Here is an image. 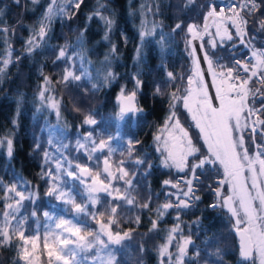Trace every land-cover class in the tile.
I'll use <instances>...</instances> for the list:
<instances>
[{"label": "snow or ice", "instance_id": "snow-or-ice-1", "mask_svg": "<svg viewBox=\"0 0 264 264\" xmlns=\"http://www.w3.org/2000/svg\"><path fill=\"white\" fill-rule=\"evenodd\" d=\"M33 4L39 0H31ZM19 5L21 0H14ZM84 0H49L46 10L37 25L30 30V36L25 41L23 49L26 55L33 54L36 50L47 44L51 24L57 18L72 19L76 16ZM196 0H183L181 10L190 9ZM264 5V0H229L228 3L217 4L216 0H205L199 5L201 9L200 20L185 22L179 20L171 29L169 37L182 33L184 37L185 50L192 57V67L187 77H178L171 71H167L168 81L175 83L186 79V86L176 88L169 93V114L165 123L160 129V134L154 137L156 150L162 157L161 166L170 172L176 173V179L162 181V187L170 189L165 192V202L152 206L154 195L147 188L148 197L142 203L137 200L134 193L137 192L139 182L135 180L137 175L145 179L150 175L153 167L146 158L135 156L136 145L139 141L127 139V160L116 162V172L110 169V157L117 151L112 146L113 139H99L92 131L84 137L86 143L77 140L79 149L87 152L88 160H100V153L103 159L102 171H95L93 174L87 165L75 164L74 168L69 161L67 176L85 183L83 176L87 175L92 181L91 192H103L110 200L101 201L98 197L90 196V204H75V201L65 200L66 193L58 187V177L53 170H48L46 175L51 183L46 195L54 196L56 200L75 204L77 213H84L99 224V228L90 231L85 224L83 229L77 226L72 218L57 219L49 211H43L46 220H55V227L50 228L44 225L45 232L40 234L37 209H33L31 217L37 219L36 229L31 235H26L25 222L27 216L20 215L19 207L24 200L32 201V194L25 196L19 191L16 185H10L6 189L0 187V203L12 200L13 203H4V209L0 211V248H16L17 255L12 264H35L34 256L40 246L41 255L47 256V264H81L88 261L89 264H113L115 260L114 249L111 245H121L122 241L131 239L129 232L113 231V226L119 227L121 210L135 208L139 213L145 210L152 213L155 219L150 217V232L159 230V223L169 214L176 212L175 224L167 231L164 242L158 247L159 264H185V257L195 264H199L200 249H194V255H188L189 246L194 244L191 239V230L188 237L183 236V228L180 227L181 213L197 206L201 196L197 193L203 183L201 176L208 172H215L218 176L215 187L208 185L213 192L214 200L207 205L209 209H221L226 212L229 220L234 225V231L238 235V248L241 264H264V48L256 49L248 37V26L250 18L259 31H264V15L257 16V12ZM143 7V6H142ZM107 6L97 0L91 14L86 17V24L77 43L71 44L67 40L59 45L56 50L55 59L64 63V73L58 83L67 85L72 81H81L82 77L91 81V74L88 68L84 67L86 57L83 54L85 48L84 34L88 24L98 20L104 28L102 40L110 43V50L104 56L102 63L109 64L110 56L117 53V46L111 43L110 33L115 26V19L112 15H105ZM155 11L159 12V5ZM148 12H152L149 8ZM3 13L0 12V16ZM139 30V44L136 48V61L140 62L143 56V47L148 42H155L164 50L166 34L157 32L160 27L154 20L148 22L147 13H144ZM12 30L0 22V36H6ZM124 42H128L125 34L121 33ZM251 48V58L241 62L235 59L231 64L223 63L222 57L216 56V51L223 48L227 42L230 47L236 46V41ZM198 41V45L194 44ZM7 43V41H5ZM71 49V52H70ZM190 49V51H189ZM11 49L7 53H0V78L7 76V68L10 64H18L22 59L17 56L11 57ZM199 51L200 55H197ZM77 61L79 62L80 74H76ZM201 62L206 68H201ZM89 63H91L89 61ZM211 76V84L205 81V74ZM100 75L99 73L97 74ZM43 76L44 87L37 93L36 112L40 113L48 109L54 110L56 116L60 117L62 99L50 94L52 89L48 87L52 83L49 77ZM115 79L114 74L106 71L102 79L92 83V89L99 90L105 84ZM134 85L132 90L126 86L121 88L117 96V118L123 122L128 117H134L143 111L138 106L137 97L142 89L143 81L139 74L133 76ZM209 87L215 89L210 94ZM153 95H163L161 88L157 85ZM21 97L17 104L22 103ZM182 107L190 116L192 124L199 131V136L193 138L189 130L181 124L177 115L178 108ZM19 107L17 108V115ZM14 128L17 125L12 121ZM85 125H96L98 121L86 116ZM119 127V125H117ZM43 131V129H41ZM51 139L48 141L51 144ZM6 147V155L9 159L14 154V140L12 138L0 139V148ZM41 143L37 140L34 143L33 151H40ZM123 154V152H121ZM45 163L50 159L49 152H43ZM129 166H132L131 178ZM62 164L57 161L56 170L62 169ZM79 170V174L77 171ZM104 179H101V175ZM43 178V175H42ZM48 182V181H46ZM98 185L99 187H95ZM34 202V201H33ZM92 205H100L95 212L90 210ZM52 205V208H55ZM107 216V219H102ZM100 217L101 219H98ZM141 216L135 217V222L140 223ZM197 228L201 227V219L192 221ZM82 231L84 234H82ZM182 238V243L177 237ZM13 238L17 242L13 243ZM176 241L174 244L173 242ZM208 243V240L205 241ZM175 251H172V249ZM107 253V262L99 259V252ZM143 251V248H141ZM81 254H83L81 256ZM209 255H212L211 253ZM80 256L81 259L77 260ZM215 256L220 262L221 253L216 251Z\"/></svg>", "mask_w": 264, "mask_h": 264}, {"label": "trees", "instance_id": "trees-1", "mask_svg": "<svg viewBox=\"0 0 264 264\" xmlns=\"http://www.w3.org/2000/svg\"><path fill=\"white\" fill-rule=\"evenodd\" d=\"M49 0H39L33 4L31 0H21L17 5L14 0H0V22L12 31L6 36H0V53H7L10 47L11 57L15 59L21 56L18 64H10L7 68V76L0 78V139L12 138L14 140V154L11 159L6 155V147L0 148V187L6 189L10 185H16L19 191H23L25 196L32 194V201H22L19 212L22 216H27L25 222L26 235H31L37 226V219L31 217L33 209H37L40 234L43 235L46 218L43 211L67 218H72L77 226L83 229L86 224L90 231L99 228V224L84 213L75 211V204H90V196L98 197L102 202L110 200L103 192H91L89 182L81 184L79 180L67 176L69 161L74 168L75 164L88 165L93 172L102 171L101 154L100 160H88L87 152L79 149L77 140L86 143L84 137L89 131L97 140L119 136L113 139L112 146L117 151L110 157V167L113 173L116 172V162L128 159L127 139L131 138L140 143L136 145L135 156L146 158L153 167L150 175L145 179L137 175L135 178L139 182L137 192L134 193L141 203L148 197L147 188L153 194L152 206L165 202V190L162 181L166 179H176V173L161 166L162 157L156 150L154 137L160 134V129L165 123V118L169 114V93L176 88L186 86V79L178 80L175 83L168 81L167 71L173 72L178 77H187L190 72L191 56L185 50L184 37L182 33L168 36L175 23L179 20L191 22L200 20L201 9L199 5L205 0H196L190 9L181 10L183 0H101L107 6L105 15H112L116 21L113 31L110 33L111 43L117 46V53L110 56L109 64L102 63L104 56L110 50V43L103 41L104 28L101 23L93 19L84 34L85 48L83 54L86 57L84 67L88 68L91 74V81L82 77L81 81H72L67 85L58 83L64 73L65 65L62 62L53 64L56 50L59 45H63L65 40L71 44L77 43L80 31L84 29L86 17L91 14L97 6V0H84L76 16L72 19H55L51 24V31L47 44L36 50L31 55H26L23 51L25 41L30 36V30L37 25L44 14ZM159 5V12L155 11ZM143 6V7H142ZM151 8L152 12H148ZM144 13H147L148 22L155 21L160 27L157 32L166 34L164 50L160 51V46L155 42H148L143 47V56L137 62L136 48L139 44V30ZM264 15V5L257 12V16ZM250 18L248 26V37L251 44L256 47H264V31H259L257 25ZM121 33L125 34L128 42L125 43ZM7 41V43H5ZM231 42H227L223 48L216 51V56L222 57L223 63L231 64L233 60H246L247 51L243 50L236 41L234 48L230 47ZM190 51V49H189ZM71 52V49H70ZM89 61L91 63H89ZM111 71L115 79L103 85L99 90L92 89L91 84L102 79L106 71ZM50 78L52 83L48 85L52 92L50 94L62 99L60 117L58 118L54 110L37 113L36 100L37 93L44 87L43 76ZM100 74L99 76L97 74ZM76 74H80L79 62L77 61ZM139 74L143 81V86L138 94V106L143 111L134 117H128L123 122L117 118V96L121 88L126 86L127 90H132L134 85L133 76ZM159 85L163 95H153L154 88ZM23 98L19 105L17 101ZM19 114L17 115V108ZM91 115L98 123L96 125H85L83 123L86 116ZM177 115L190 133L196 138L199 131L192 124L190 116L182 107L178 108ZM15 120V128L12 121ZM119 125V127H117ZM43 129V131H41ZM51 139V144L48 141ZM39 140L40 151H33L34 143ZM48 151L50 159L45 163L43 152ZM123 152V154H121ZM62 164V169L56 170V163ZM48 170H53L58 177L57 184L60 190L66 193L65 200L75 201V204L61 202L54 196L46 195L51 180L46 175ZM77 174H79V171ZM132 166H129L131 178ZM43 175V178H42ZM101 179H104L102 174ZM88 181L89 178H84ZM218 176L215 172H208L201 176L203 183L200 191L201 201L196 207L181 213L180 227L183 228V236L188 237L191 230V239L194 244L189 246L188 255H194V249H200L199 264H241L238 248V241L233 232L234 225L229 220L228 215L221 209L212 210L207 207L213 202V192L208 185L215 187ZM48 181V182H46ZM3 193H0L2 196ZM34 201V202H33ZM4 203H14L6 200ZM4 203H0V211L4 209ZM55 205V208H52ZM100 205H92L90 210L95 212ZM141 216L140 223L135 222V217ZM176 212L170 211L159 223V230L150 232V217L155 216L145 210L139 213L135 208H125L121 210L119 227L113 226V231L129 232L131 239L122 241L121 245H111L114 249L115 260L113 264H159L158 247L164 242L167 231L171 229L177 221ZM201 219V227L197 228L192 221ZM98 219H101L98 217ZM102 219H107V216ZM82 234L83 231H82ZM182 243V238L177 237ZM208 240L206 244L205 241ZM17 238H13V243ZM174 244L176 241L173 242ZM143 248V251H141ZM221 253L220 262L215 256L216 251ZM172 251H175L173 248ZM212 255H209V254ZM16 248H0V264H12L16 257ZM83 254H81L82 256ZM81 257L78 256L77 260ZM99 259L107 262L108 256L104 251L99 252ZM35 264H47V256L41 255L38 244L34 256ZM20 264H24L21 260ZM54 264V261H53ZM81 264H89L82 261ZM185 264H195L194 261L185 257Z\"/></svg>", "mask_w": 264, "mask_h": 264}, {"label": "built area", "instance_id": "built-area-1", "mask_svg": "<svg viewBox=\"0 0 264 264\" xmlns=\"http://www.w3.org/2000/svg\"><path fill=\"white\" fill-rule=\"evenodd\" d=\"M229 2V0H223V3H228ZM238 2H239V0H238ZM216 3L217 4H221V0H216ZM194 44H196V45H198V41H194L193 42ZM237 43L241 46V48L243 49V50H246L247 51V59H249V58H251V48L250 47H248V46H245L244 44H241L238 40H237ZM252 46H254V45H252ZM256 49H260V48H264V47H256V46H254ZM197 55L199 56L200 55V53H199V51H197ZM244 61H246V60H241V62H244ZM192 67V57H191V65H190V68ZM207 66L205 65V64H203V62H201V68L203 69V68H206ZM205 81L210 85L211 84V76L209 75V74H205ZM214 91H215V89L213 88V87H209V92H210V94H212V93H214ZM170 189H166L165 190V192L166 191H169ZM164 195H165V193H164Z\"/></svg>", "mask_w": 264, "mask_h": 264}, {"label": "rangeland", "instance_id": "rangeland-1", "mask_svg": "<svg viewBox=\"0 0 264 264\" xmlns=\"http://www.w3.org/2000/svg\"><path fill=\"white\" fill-rule=\"evenodd\" d=\"M103 156H101V158H102ZM100 165H101V163H100ZM95 172H93V174H94ZM89 181H86L85 180V183L87 184ZM90 188H91V186H90ZM14 204V203H13ZM57 219H59V218H61V217H63V218H67V217H64V216H62V215H60V214H57V215H54ZM55 220H46V223L45 224H47L50 228H54L55 227ZM75 222V221H74ZM45 230L46 229H44L43 230V233L45 232ZM54 264H55V261H54Z\"/></svg>", "mask_w": 264, "mask_h": 264}, {"label": "water", "instance_id": "water-1", "mask_svg": "<svg viewBox=\"0 0 264 264\" xmlns=\"http://www.w3.org/2000/svg\"><path fill=\"white\" fill-rule=\"evenodd\" d=\"M103 159H104V157L101 159V167L103 168ZM88 166V165H87ZM89 167V166H88ZM89 169H90V167H89ZM110 169H111V171L113 172V170H112V168L110 167ZM91 170V169H90ZM79 171V170H78ZM84 178H88V176L87 175H85V176H83ZM89 184H90V186L91 187H93V185H92V181L89 179ZM95 187H99L98 185H96ZM96 193H99V192H96ZM234 229V228H233ZM233 232H234V234H235V236H236V238H237V241H238V235H237V233L233 230Z\"/></svg>", "mask_w": 264, "mask_h": 264}]
</instances>
